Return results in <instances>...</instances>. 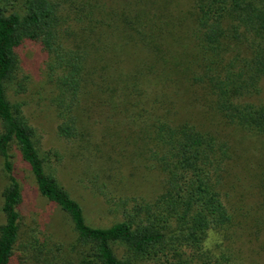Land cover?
Here are the masks:
<instances>
[{"label":"trees","instance_id":"obj_1","mask_svg":"<svg viewBox=\"0 0 264 264\" xmlns=\"http://www.w3.org/2000/svg\"><path fill=\"white\" fill-rule=\"evenodd\" d=\"M24 0L0 5V264H243L229 237L264 243V0ZM32 43L47 55L65 139L107 117L140 141L162 174L153 200H119V221L87 223L82 206L50 172L21 104L7 91L18 50ZM202 92L209 110L194 117L180 94ZM204 122V123H201ZM231 137L250 145L233 144ZM260 139V140H256ZM238 150V152L231 146ZM36 190L70 219L69 250L24 221L12 150ZM252 180L251 207L230 199L232 174ZM211 235L218 237L207 247ZM116 248L124 253L118 257Z\"/></svg>","mask_w":264,"mask_h":264},{"label":"rangeland","instance_id":"obj_2","mask_svg":"<svg viewBox=\"0 0 264 264\" xmlns=\"http://www.w3.org/2000/svg\"><path fill=\"white\" fill-rule=\"evenodd\" d=\"M116 1L120 0H105L107 4ZM180 1H186L187 7L191 0ZM23 3L24 0H0L7 13L20 10ZM18 59V73L8 88V99L21 104L27 121L35 130L34 140L39 153L47 158L49 170L60 185L82 206L89 225L104 228L119 221V208L116 206L119 200L139 198L150 201L161 193L162 174L147 160L144 149L139 148L140 141L130 138L122 127L113 128L116 121L109 122L111 117H97L92 112L91 119L86 121L87 127H82L84 139L61 137L58 133L61 119L55 105L57 90L48 75L47 55L37 45L25 43L18 50ZM192 91L193 94H180V97L187 101L186 108L190 114L201 117L209 106L201 91ZM259 99H264V93L251 101ZM231 139L235 146L244 142L237 147L238 150L250 145L248 139ZM11 153L13 168L22 187L20 211L24 221L37 229L42 239L47 236L51 244L69 250L76 238L70 219L55 204L39 195L31 172L18 151L13 149ZM226 180L231 181V201L238 203L242 200L247 204L245 208L251 207L255 200L252 180L241 173L232 174ZM6 185L0 158V225L4 222L1 193ZM217 239L211 235L207 247ZM230 240L243 264H264V243L249 238L242 231L237 235L233 233ZM115 253L120 258L124 251L116 248Z\"/></svg>","mask_w":264,"mask_h":264}]
</instances>
